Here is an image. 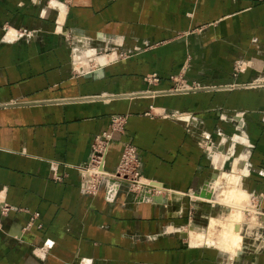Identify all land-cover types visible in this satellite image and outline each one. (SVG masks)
I'll use <instances>...</instances> for the list:
<instances>
[{"label": "crops", "instance_id": "1", "mask_svg": "<svg viewBox=\"0 0 264 264\" xmlns=\"http://www.w3.org/2000/svg\"><path fill=\"white\" fill-rule=\"evenodd\" d=\"M53 1L58 9L47 7ZM82 35L86 48L120 43L122 58L76 71ZM236 59L251 67L233 76ZM176 74L193 89L132 97L168 90ZM148 75L159 82L148 86ZM258 76L264 0H0V264H219L212 248L181 241L180 213L164 209L162 195L138 200L141 190L113 177L88 193L78 167L88 165L111 116L124 114L103 170L115 171L131 143L142 178L183 198L212 177L199 140L228 120L238 127L241 115L255 144L248 183L257 192L264 87L244 84ZM234 144L222 148L225 158ZM258 256L264 264V251Z\"/></svg>", "mask_w": 264, "mask_h": 264}, {"label": "rangeland", "instance_id": "2", "mask_svg": "<svg viewBox=\"0 0 264 264\" xmlns=\"http://www.w3.org/2000/svg\"><path fill=\"white\" fill-rule=\"evenodd\" d=\"M47 7L58 9L59 6L57 3L53 1L51 2V4L47 5ZM71 33H72L71 31L67 30V34H68L67 36H70L69 44H71V47H73L75 45V42H72L73 40L71 41L72 39ZM78 40L79 42L83 43L82 45H84V47H81L82 49L80 48L83 52L82 55L79 54L80 55L79 56L77 53L73 55L74 62H75L74 66L76 68V71L78 72H80L81 70L83 72L89 73L90 68L100 67L106 64L107 62L114 60L115 58L121 59L123 56L120 43L114 44L112 49H109L108 51H106L103 49L98 50V49L91 48V47L86 48V46H88L87 43L89 41L87 39V36L85 35H82L81 37H79ZM136 48L134 47L131 48V55L138 50ZM110 52L111 54H108ZM85 56H89V57H85ZM247 61L248 59L247 60L236 59L234 61L233 76H237L238 73H240L241 71H244L251 67ZM169 78L173 82V85L168 90H165L162 92V91H156L152 89H146V91H142V92L137 91L133 93L132 97H135V96L138 97L140 95H145V94L152 95V94H158V93H171V92H177L179 90L182 91V89H185V90L193 89L190 86L188 87L182 74L181 75L180 74L171 75ZM145 81L148 84V86H151L159 82V77L158 75H148L145 77ZM244 86L251 87V88L264 87V77L258 76V79L254 78V80L248 82L247 84H244ZM214 88L218 89L222 87L214 86ZM261 112H262L261 114H263L261 118H264V109H262ZM165 114L167 116L175 115V117H178L177 115L181 113L167 111ZM112 116L115 117L114 118L115 120L114 122L109 123V126L112 125L114 127L113 128L114 130L111 133V135L113 133L123 132L125 130L127 116L124 114H113ZM179 116L183 117L184 115L183 116L179 115ZM219 117L222 118V116H219ZM235 119L239 123L238 127L234 126L235 125L234 121L231 122V120H228V123H226L228 128L226 129L216 128L214 133L209 132L205 134L206 136L205 138L201 136L202 138L199 140L201 142L202 147L206 151L207 156L211 160L212 167L214 168L212 169V177L210 178L209 181H207V183L217 181V178L222 176L221 174H223V176H228L229 182L231 179H234L236 181L235 182L236 184L227 185L222 190L223 192L220 197L224 200L223 202H218L215 204L213 203V201L215 200L214 198L212 197L209 198L208 194L205 195L204 188L207 186L206 185L207 183L203 185L200 189L190 192L188 193V195L183 196V198H181L182 193L172 191L170 189H165L162 186H161L162 189L148 188L147 190L146 187L144 186H138V188L136 189L135 187L131 185L130 189L133 192H138L141 190V194L139 196H136V195L134 196L138 200H141L144 198L153 200L154 199L153 195L154 196L162 195L161 197H159L161 200H158V203L162 202V206L164 207V209L167 208L168 210L171 211L173 208L176 214L180 213L178 218L181 220L180 221L181 223H180V226L178 227L179 229L178 235L181 241L185 243V245H189L192 248H195L196 250L204 249L205 247L212 248L211 250L218 254L217 261H220L219 264H262L263 260L258 256V254L259 252L261 253L264 251L263 250L264 249V223H259L256 220L257 219L256 216L258 213L264 214V186H258L257 192H254L253 188L255 187H252L248 183V180L252 177V174L254 173L253 171L250 172L248 165L251 163V160L253 158L252 150L255 148V144L249 141L248 137H246V133L244 131L245 122L242 116L238 115L237 117H235ZM261 123L263 124V127H264V120H262ZM110 129L111 128L109 127L105 131H110ZM232 143H235L234 151L230 158L229 157L225 158V156L221 154V150H223L222 149L223 147H228ZM128 144L134 147L135 153L138 158L136 147L131 143H128ZM137 160H138V163H139L138 165L140 169L139 158ZM235 160L239 162L238 163L239 165H238V168L234 170L233 163L235 162ZM141 177H142V174H141ZM99 178L103 179V175L102 176L100 175ZM142 179L144 181L143 183L149 184L150 182V184H154V181L152 180H147L146 178H142ZM142 179L140 178L139 180H142ZM161 191H163V194H161ZM146 192L149 193V196L145 194ZM234 192H235V195L233 196L232 194H234ZM173 198L176 200H178L179 198L181 199H179V201H176ZM233 202H236V203H233ZM225 203L226 205H224ZM232 204L233 206L237 205L238 207H235V206L233 207ZM247 207L248 209H246ZM214 217L215 219L219 218V220H222V219L224 221L227 220L224 225L228 226L229 228L228 232L230 233V235L237 236V238L240 236L237 239L238 243H236L233 246L234 247L233 251L219 248L215 246L214 244H206V243L203 244L201 242H200L201 244L192 243V240L194 237L200 238V239L204 238L205 232H207L210 227L209 222L211 223ZM230 221H233V222H230ZM231 230L232 232L233 231L235 232L231 233L230 232ZM237 231H238V234H237ZM197 245L201 247H197Z\"/></svg>", "mask_w": 264, "mask_h": 264}, {"label": "built area", "instance_id": "3", "mask_svg": "<svg viewBox=\"0 0 264 264\" xmlns=\"http://www.w3.org/2000/svg\"><path fill=\"white\" fill-rule=\"evenodd\" d=\"M115 117L112 116L111 122H114ZM110 131H104L94 138V141L91 144V152L89 163L86 166L78 167L81 175L85 178V190L88 193L95 192L100 183V175L102 176L103 165L105 162V156L108 151V144L111 140V133L113 132V126H109ZM137 155L133 146L125 144L121 151V156L119 158L117 167L115 169L116 175L120 176L123 179H127L133 187L138 188L137 180L141 177V172L139 169V163L137 160ZM137 161V162H136ZM87 169H92L90 177H86L83 172ZM104 171V170H103ZM130 185V186H131ZM5 208L0 206V217Z\"/></svg>", "mask_w": 264, "mask_h": 264}, {"label": "bare ground", "instance_id": "4", "mask_svg": "<svg viewBox=\"0 0 264 264\" xmlns=\"http://www.w3.org/2000/svg\"><path fill=\"white\" fill-rule=\"evenodd\" d=\"M102 172V175L104 177V179H107V181H110L109 178H116V179H119L120 181L124 182L125 184H128V185H131V183L127 180V179H123L121 178L120 176H117L116 175V172L113 171V172H108V171H101ZM84 175H86V177H90L91 173H92V169H87L85 170V172H83ZM222 176H220L219 178H217V181L215 182H211V183H207L206 187L204 188V193L205 195L208 194L209 198L212 197L214 198L215 200L213 201V203H218V202H223L224 200L220 197L222 195V190L224 189V187H226L227 185H233V184H236L235 180L234 179H231L230 182L228 181V176H223V174H221ZM234 176V175H233ZM142 179V177H140ZM138 183V186H144L146 187V189L148 190V188H156V189H162L161 186L159 185H156V184H149L147 183H143V179L142 180H137L136 181ZM114 183V182H113ZM110 186V185H109ZM235 189V188H234ZM157 191V190H156ZM234 191V190H233ZM203 193V194H204ZM215 193V194H214ZM232 193V191H231ZM144 194V193H143ZM146 195L149 196V193L146 192L145 193ZM144 194V195H145ZM230 195V194H229ZM233 196L235 195V192L234 194H232ZM204 198V197H202ZM209 200V199H207ZM241 201V200H240ZM233 203H236V202H233ZM220 204V203H219ZM228 204V203H227ZM238 204V203H237ZM214 205V204H213ZM226 205V203L224 204ZM231 205V204H230ZM233 206V204H232ZM235 206V205H234ZM233 206V207H234ZM219 207V206H218ZM235 207H238L237 205ZM241 209V208H240ZM248 209V207L246 208ZM238 210V209H237ZM242 210V209H241ZM240 210V211H241ZM226 212V211H225ZM230 214V213H228ZM238 214V213H237ZM219 215V214H218ZM224 215V214H223ZM243 215V214H242ZM250 216V215H249ZM248 216V217H249ZM224 217V216H223ZM239 217V216H238ZM253 218V217H251ZM256 220L259 222V223H264V214H260L258 213L257 216H256ZM218 219V220H217ZM238 219V218H237ZM223 220V219H222ZM222 220H219V218H216L215 217L213 218V220L211 221V223L209 222L210 224V227L208 229L207 232H205V235H204V238L203 239H200V238H193L192 240V243H206V244H214L215 246L219 247V248H222V249H226V250H229V251H233V246L238 243V237L237 236H233V235H230V233L228 232V226L224 225L225 222L227 221H222ZM246 220V218H245ZM239 221V220H237ZM236 221V222H237ZM230 222H233V221H230ZM235 222V223H236ZM250 222V221H249ZM252 222V221H251ZM238 223V222H237ZM234 224V223H232ZM239 224V223H238ZM224 225V226H223ZM233 229V228H231ZM220 232V233H218ZM231 233L235 232L232 230L230 231ZM229 233V234H228ZM237 234H238V231H237ZM236 235V234H235ZM200 236V235H199ZM240 240V239H239ZM200 243V244H201Z\"/></svg>", "mask_w": 264, "mask_h": 264}]
</instances>
